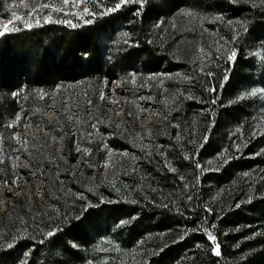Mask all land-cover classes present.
<instances>
[{
    "label": "trees",
    "instance_id": "obj_1",
    "mask_svg": "<svg viewBox=\"0 0 264 264\" xmlns=\"http://www.w3.org/2000/svg\"><path fill=\"white\" fill-rule=\"evenodd\" d=\"M259 5L145 0L139 15L131 3L86 23L92 17L81 20L63 0H0V22L15 12L40 24L17 20L20 30L0 37L2 143L21 113L47 114L43 94L112 79L127 86L131 72L167 77L153 90L159 120L146 142L108 139V147L129 153L119 170L100 174L92 188L60 177L41 206L18 199L14 214L0 219V264H264V110L250 98L237 102L244 90L264 87ZM94 104L96 125L105 128L106 103ZM73 140L66 138L70 162ZM93 151L104 161L99 145Z\"/></svg>",
    "mask_w": 264,
    "mask_h": 264
},
{
    "label": "rangeland",
    "instance_id": "obj_2",
    "mask_svg": "<svg viewBox=\"0 0 264 264\" xmlns=\"http://www.w3.org/2000/svg\"><path fill=\"white\" fill-rule=\"evenodd\" d=\"M68 5L73 6L76 17L83 15L81 20L90 17L83 12L85 7L90 9L88 0H79L78 3L69 0ZM3 23L6 22H0ZM253 56L258 58V53ZM166 78L164 74L147 77L131 72L127 86L122 80L112 79L103 80L98 87L74 84L56 89L51 96L43 94L44 98H49L47 114L21 113V118L12 123V135L9 133L5 142H0V219L6 213L9 216L14 214L18 199L31 209L41 206L45 201L46 187L53 190L60 177L63 178L62 184L64 178L69 177L92 188L99 183L100 174L106 178L119 170L129 159V153L108 147V139L118 136L134 145L146 142L159 120L153 90L163 89ZM162 95L165 96L164 90ZM96 98L100 103H106L105 128H99L93 118ZM250 100L254 108L264 110V95ZM67 136L74 138L71 148L73 162L65 155ZM95 144L99 145V152L105 158L99 164L97 162L102 157L94 155ZM5 179L11 184L10 188Z\"/></svg>",
    "mask_w": 264,
    "mask_h": 264
},
{
    "label": "snow or ice",
    "instance_id": "obj_3",
    "mask_svg": "<svg viewBox=\"0 0 264 264\" xmlns=\"http://www.w3.org/2000/svg\"><path fill=\"white\" fill-rule=\"evenodd\" d=\"M64 4H68L69 0H63ZM76 2L78 3L79 0H76ZM88 2L90 3L91 0H88ZM144 2L145 0H112V2L110 4L105 3V0H97V2L93 5V8L90 10L88 7H85L83 12L85 14H88L89 16H91V19L86 20V23H93L94 19L99 15V16H104V15H109L111 13H114L116 11H119L123 6L127 5V4H131V3H136L140 5V10L137 11V15L140 14V11L142 10L143 6H144ZM43 8L46 9H51L52 11H56V12H60L62 11L61 8H51V6L48 3H43L41 5ZM75 6V3L74 5ZM259 7H264V0H260V5ZM31 13H33L34 15L39 16V9L33 8L29 10ZM74 14V13H73ZM75 15V14H74ZM189 15H191V13H189ZM79 18L83 19V15H80ZM220 18V17H217ZM20 20L25 28H31L33 26V23H35L36 26H40L39 24V20H35L34 22L28 20V19H23L22 17L18 16L15 12H12V19H9L6 23L0 24V37L4 36L5 34L11 33V32H15V31H19L20 29L16 26V21ZM43 20L45 22H57V21H53L51 15H45L43 16ZM62 23L67 24L70 27H78V24H73L71 21H59ZM246 30V29H245ZM125 36H127V33H124ZM125 43H127V41H125ZM201 51L203 52V49H201ZM237 52L235 50H233L231 52V55L228 57L229 60L234 61L236 56H237ZM201 71H203V69H201ZM208 76H212L211 72L207 73ZM133 83H135V78L133 77L132 80ZM207 91L211 92H215L216 88L215 87H208ZM17 96H19V93L16 94ZM260 95H264V87H253L250 90H244V92L239 95L237 97V102L238 101H242L245 100L247 98H251V97H257ZM44 97L41 96V99H43ZM213 103H215V100H213ZM21 117L17 116L16 119L19 120ZM8 127H13V125H8ZM253 135H255V133H253ZM13 138L15 139V134H13ZM24 143L26 144V141H24ZM25 151H27V149H24ZM77 151H80V149L78 148ZM85 154H88V150L84 149ZM125 155H127V153H125ZM161 155H163V153H161ZM17 159H19L17 157ZM173 171H175V169H173ZM245 175H247V173H245ZM5 184L6 186H8L9 188L11 187V184H9V182L7 181V179H5ZM18 195V193H17ZM210 211V209L208 210ZM123 223V222H121ZM55 233L52 231L48 232V236L51 237L53 236ZM207 238L208 240L211 242L212 245H214V253L216 256H220L221 252H220V245L219 243L216 242V237L213 236L211 233L207 234ZM108 243H110V241H108ZM14 245L12 243H8L7 247L8 248H12ZM75 246V245H74ZM197 247H199V245H197Z\"/></svg>",
    "mask_w": 264,
    "mask_h": 264
},
{
    "label": "water",
    "instance_id": "obj_4",
    "mask_svg": "<svg viewBox=\"0 0 264 264\" xmlns=\"http://www.w3.org/2000/svg\"><path fill=\"white\" fill-rule=\"evenodd\" d=\"M220 252H221V248H220Z\"/></svg>",
    "mask_w": 264,
    "mask_h": 264
}]
</instances>
